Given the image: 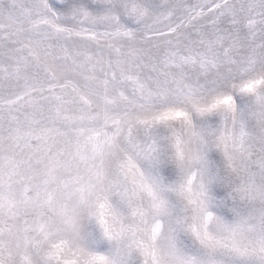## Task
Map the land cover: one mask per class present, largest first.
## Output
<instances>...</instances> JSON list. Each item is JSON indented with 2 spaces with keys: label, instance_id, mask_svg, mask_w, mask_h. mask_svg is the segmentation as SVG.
Instances as JSON below:
<instances>
[{
  "label": "snow or ice",
  "instance_id": "1",
  "mask_svg": "<svg viewBox=\"0 0 264 264\" xmlns=\"http://www.w3.org/2000/svg\"><path fill=\"white\" fill-rule=\"evenodd\" d=\"M0 264H264V0H0Z\"/></svg>",
  "mask_w": 264,
  "mask_h": 264
}]
</instances>
